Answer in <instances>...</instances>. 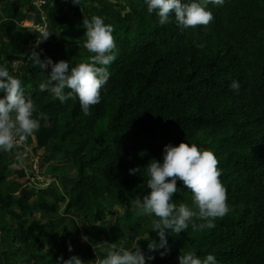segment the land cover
<instances>
[{
  "label": "trees",
  "instance_id": "obj_1",
  "mask_svg": "<svg viewBox=\"0 0 264 264\" xmlns=\"http://www.w3.org/2000/svg\"><path fill=\"white\" fill-rule=\"evenodd\" d=\"M5 1L7 10L21 7ZM51 2L42 14L49 34L37 51L42 60H65L70 68L90 62L82 24L93 16L113 26L115 59L101 103L84 115L78 99L61 104L50 91L39 90L46 73L27 57L43 35L20 25L27 16L8 17L0 65L27 85L34 116L44 112L48 119L13 151L0 152V222L6 233L0 264H56L73 255L95 261L91 247L102 258L105 241L130 250L146 246L145 254L155 257L149 264H179L188 252L201 259L211 253L219 264H264V0L209 5L214 20L187 30L174 20L161 26L144 0ZM29 13L39 11L30 6ZM14 61L28 64L15 71ZM35 72L44 76L33 78ZM233 80L241 84L239 92L229 88ZM182 141L217 157L231 211L214 228L193 231L190 223L179 235L167 233L162 256L164 249L149 250L146 237L148 231L151 242L159 241L152 231L157 218L141 214L136 197L150 191L146 166L163 161L165 145ZM24 149L29 156L23 162ZM51 154L70 158L78 179L54 199L31 184L28 172V162ZM130 168L140 169L131 175ZM177 186L176 204L194 207L189 190L181 181ZM65 217H74L78 227L62 224Z\"/></svg>",
  "mask_w": 264,
  "mask_h": 264
},
{
  "label": "clouds",
  "instance_id": "obj_2",
  "mask_svg": "<svg viewBox=\"0 0 264 264\" xmlns=\"http://www.w3.org/2000/svg\"><path fill=\"white\" fill-rule=\"evenodd\" d=\"M72 2L80 4V0ZM144 4L149 14L155 13L159 17L161 26L174 20L178 28L187 30L208 26L214 20L208 6L222 7L225 0H144ZM82 26L87 37L83 47L93 54L90 62H81L70 68L65 60L53 62L50 57L42 60L41 53L35 50L30 51L27 59L33 67L38 66L46 73L45 83L39 85L41 92L50 91L61 104L78 99L83 114L90 115L91 106L101 103V90L110 79L108 66L115 59L116 43L114 28L106 24L104 18H84ZM48 37L49 34L44 33L42 38H38L36 47ZM229 88L239 92L241 84L233 80ZM0 93L4 94L0 96V152H11L18 143L37 132L41 127L40 121L47 120L48 115L39 112L34 116L33 99L25 95L21 80L11 75L5 65H0ZM139 169L130 168L128 171L136 175ZM146 171L147 189L150 191L136 197V207L141 214L157 218L153 221L152 231L157 232L159 241L153 239L149 243L148 248L152 252L164 249L160 254H166L167 233L179 235L188 229L190 223L193 231L214 228V221L231 211L227 190L220 180L218 159L210 150L200 149L196 144L185 141L179 145L169 143L164 147L163 161L153 159L146 166ZM178 181L191 193L194 207L190 208L184 203L177 205L174 201V194L181 190L177 186ZM196 220L201 222L196 223ZM82 239L89 241L88 236ZM103 244L106 255L102 258L97 256L95 261H84L80 256L73 255L66 260L61 256L56 264H149L155 259L154 255H146L136 244L131 250L107 241ZM93 247L96 251L95 244ZM69 251H72L71 245ZM178 259L179 264H219L211 253L201 259L195 253L188 252Z\"/></svg>",
  "mask_w": 264,
  "mask_h": 264
},
{
  "label": "rangeland",
  "instance_id": "obj_3",
  "mask_svg": "<svg viewBox=\"0 0 264 264\" xmlns=\"http://www.w3.org/2000/svg\"><path fill=\"white\" fill-rule=\"evenodd\" d=\"M52 4V2H50L48 4V6L50 7ZM39 15L36 17V20L34 22H32V27L33 28H44L46 25V21L43 19V13L45 12V8L47 7V5H43L42 3H39ZM3 7V6H2ZM24 8V7H23ZM38 18V19H37ZM3 96V95H0ZM29 156V151L27 149H24L23 152L20 154V158L22 159V161L24 162V160L27 158L28 159ZM49 156L48 160H45L46 162H42L41 159L36 158V159H32V161L28 162L31 166L28 169L29 174L32 176V184L35 185V187H38L40 189L43 190H48L50 193V197L53 198V195L55 194V192H53V190L55 189L54 186L58 185V180L59 177H57L61 172V170H66L67 174H72L75 172L73 166H71L69 164V160L63 159L62 157L60 158L59 156ZM53 168H56V170H53ZM75 174V173H74ZM62 187V184H60ZM54 188V189H53ZM113 209L115 207V211H119L118 206H112ZM110 224H112L114 222V219L110 220ZM62 224H66L67 226H69L72 229H76L78 227V221L76 219H68L67 217H65L62 220ZM4 224L0 222V239L3 238L5 239V234L3 231L4 228ZM146 237H147V241L150 243L151 242V238L150 236H148V231L146 232ZM7 243L9 246H12V239H10L7 235ZM1 241V240H0ZM139 247L142 249V251L146 252V246H142L139 245ZM95 254L94 251H91Z\"/></svg>",
  "mask_w": 264,
  "mask_h": 264
},
{
  "label": "crops",
  "instance_id": "obj_4",
  "mask_svg": "<svg viewBox=\"0 0 264 264\" xmlns=\"http://www.w3.org/2000/svg\"><path fill=\"white\" fill-rule=\"evenodd\" d=\"M10 1L12 3H14L15 5H17V7H20V6L21 7L18 10L16 8H12V7H11L12 8L11 10H7L8 3L5 0H0V30H1V32H0V46L8 41L7 35L5 33V28H6V24H7V21H8V17H11L14 13L17 16L18 19H21V18L27 16V19L22 21L20 23V25L24 26V27H28V28H33L32 27V25H33L32 22H34L36 20V17L40 13L38 15H36V16L34 14L29 13L30 6H33L34 8H36L37 11H39V9H40L39 6H38L39 3L43 2V5H47L48 6V4L52 0H10ZM33 29H38V28H33ZM21 82H22V86L24 87L25 94H30L27 85L22 80H21ZM0 95H4V94L0 93ZM49 156H56V154H51V155H48V156H45V157H41L39 159H41L42 162H46L45 160H48ZM66 160H69V164L71 166H73L72 160L70 158H66ZM73 168H74V166H73ZM53 170H56V168H53ZM74 170H75V168H74ZM60 172L61 173L57 176V177H59V180L57 182L58 183L57 188H56V186H54L55 189L53 188L54 189L53 192H55V194L53 195V198H51L49 196L50 199H54L56 194L58 192L62 191L63 188H65V187L66 188H71L78 180L77 177H76V170L74 172L75 174L74 173L67 174L66 170H61V169H60ZM60 184H62V187H61ZM49 195H50V193H49ZM70 219H75V218L71 217ZM91 251H94L96 256H99V254H97V251H95L93 247H91Z\"/></svg>",
  "mask_w": 264,
  "mask_h": 264
},
{
  "label": "built area",
  "instance_id": "obj_5",
  "mask_svg": "<svg viewBox=\"0 0 264 264\" xmlns=\"http://www.w3.org/2000/svg\"><path fill=\"white\" fill-rule=\"evenodd\" d=\"M43 19L45 20V18H43ZM46 28H47V24L45 25L44 28H41V29L38 28V30H39V31L41 32V34L43 35V34L45 33ZM41 43H42V42L39 43V46H38V47L35 46V48H34L33 50L38 51V49H39ZM21 64H28V61H27V62H23V61H14V62H13V67H14L15 71L18 69V67H19ZM31 184H32V178H31ZM32 185H33V184H32ZM34 186H35V185H34Z\"/></svg>",
  "mask_w": 264,
  "mask_h": 264
},
{
  "label": "water",
  "instance_id": "obj_6",
  "mask_svg": "<svg viewBox=\"0 0 264 264\" xmlns=\"http://www.w3.org/2000/svg\"><path fill=\"white\" fill-rule=\"evenodd\" d=\"M43 76H44L43 73H38V72H35V73H33V75H32L33 78H41V77H43Z\"/></svg>",
  "mask_w": 264,
  "mask_h": 264
}]
</instances>
